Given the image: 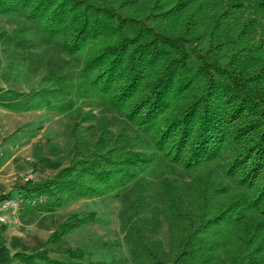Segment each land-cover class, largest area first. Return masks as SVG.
<instances>
[{
    "label": "trees",
    "instance_id": "trees-1",
    "mask_svg": "<svg viewBox=\"0 0 264 264\" xmlns=\"http://www.w3.org/2000/svg\"><path fill=\"white\" fill-rule=\"evenodd\" d=\"M0 14L21 19L0 31L1 44L49 46L40 60L49 84L0 87V106L63 114L87 102L128 123L110 146L102 137L83 155L74 146L69 163L24 182L16 198H52L33 211H53L78 198L117 197L130 258L107 243L109 260L80 247L63 259L40 251L14 257L264 264V0H0ZM95 219L73 215L47 242ZM163 224L168 251L156 239Z\"/></svg>",
    "mask_w": 264,
    "mask_h": 264
},
{
    "label": "rangeland",
    "instance_id": "rangeland-1",
    "mask_svg": "<svg viewBox=\"0 0 264 264\" xmlns=\"http://www.w3.org/2000/svg\"><path fill=\"white\" fill-rule=\"evenodd\" d=\"M21 19L0 14V31H10ZM49 46L24 51L0 43V87L27 91L48 85L41 55ZM66 59L69 56L62 54ZM128 126L123 116L107 108L79 103L66 113L41 109L13 111L0 106V201L16 198L23 190L24 178L36 182L50 177L69 163L73 147L81 155L89 152L99 138L110 146L118 131ZM129 127L128 134L135 133ZM38 203L50 206L52 198L31 195ZM21 203L15 212L0 211V264H27L14 257L15 252L40 251L44 256L63 259L68 249L80 247L92 260L110 259L103 243L111 246L117 257H129L120 223L121 201L117 197H83L67 201L53 211H33L37 203ZM94 212L95 221L74 228L55 242H47L50 234L73 215ZM156 239L168 251L166 225L158 230ZM11 258V259H9ZM9 260V262H8ZM44 261L43 259H40ZM131 264H133L131 262Z\"/></svg>",
    "mask_w": 264,
    "mask_h": 264
},
{
    "label": "built area",
    "instance_id": "built-area-1",
    "mask_svg": "<svg viewBox=\"0 0 264 264\" xmlns=\"http://www.w3.org/2000/svg\"><path fill=\"white\" fill-rule=\"evenodd\" d=\"M3 155V152L0 148V158ZM31 180L27 177L24 178V181H28ZM21 204V201L18 198H14V197H7L4 198L0 201V211L5 212V211H10V212H15L16 210H18L19 206ZM5 220V216L4 215H0V221H4Z\"/></svg>",
    "mask_w": 264,
    "mask_h": 264
}]
</instances>
